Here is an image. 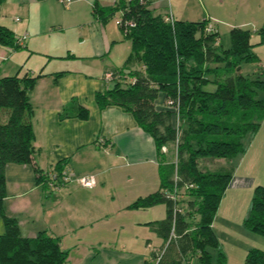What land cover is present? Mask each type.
I'll use <instances>...</instances> for the list:
<instances>
[{
	"label": "crops",
	"instance_id": "0c3cea01",
	"mask_svg": "<svg viewBox=\"0 0 264 264\" xmlns=\"http://www.w3.org/2000/svg\"><path fill=\"white\" fill-rule=\"evenodd\" d=\"M237 1L249 18L236 26L256 29L264 21V0ZM94 2L110 6L115 0L0 4V24L12 30L20 45H0L1 76L38 75L27 93L34 135L31 163L5 166L3 208L15 218L22 236L43 230L57 237L67 252L66 264H143L161 244L146 223L163 218L165 206L129 204L158 189V158L152 137L129 112L117 106L99 108L94 100L96 92L109 88L103 71L121 67L129 52V42L117 25L119 13L100 21L92 14ZM145 2L153 14L177 20L210 18L201 0ZM253 51L261 64L258 51L264 52V44ZM257 71L255 67L248 73ZM154 104L165 107L162 93ZM78 106L87 110L86 117L76 116ZM235 158L212 228L227 264H244L249 248L264 249V240L242 225L254 186L264 184V117ZM57 163L73 177L92 174L95 185L85 188L68 181L57 191L43 188L36 182L34 167L50 173ZM3 229L0 219V233ZM213 253L214 249L208 264H216Z\"/></svg>",
	"mask_w": 264,
	"mask_h": 264
},
{
	"label": "trees",
	"instance_id": "16d2710c",
	"mask_svg": "<svg viewBox=\"0 0 264 264\" xmlns=\"http://www.w3.org/2000/svg\"><path fill=\"white\" fill-rule=\"evenodd\" d=\"M115 12L133 22L122 33L129 52L121 67L103 71L111 72L112 83L96 92L94 100L99 108L117 106L129 112L155 144L158 189L129 204L132 208L165 206L163 218L146 223L161 244L143 264H192L193 258L208 264L209 248L217 251L216 264H226L212 221L231 170H217L222 169L220 165L202 168L200 163L222 162L243 153L264 117V69L239 72L242 63L258 65L252 48L264 44V21L252 31L255 43L250 42V30L233 26L228 31L229 44L223 48L218 32L207 20L153 14L145 0H115L110 6L93 3L92 14L100 21ZM0 45L20 46L12 30L1 24ZM37 77L0 76V219L4 228L0 264H66L67 252L60 248L57 237L43 230L32 237L22 236L15 218L3 208L5 166L31 163L34 135L27 93ZM158 93L164 97L162 109L154 104ZM86 115L87 110L78 106L76 116ZM170 144L174 162L164 159L160 151ZM64 169L57 163L51 179L34 167L36 182L55 191L48 181L58 184ZM242 225L264 237V184L254 186ZM243 262L264 264V249L249 248Z\"/></svg>",
	"mask_w": 264,
	"mask_h": 264
},
{
	"label": "rangeland",
	"instance_id": "374dc122",
	"mask_svg": "<svg viewBox=\"0 0 264 264\" xmlns=\"http://www.w3.org/2000/svg\"><path fill=\"white\" fill-rule=\"evenodd\" d=\"M201 2L204 4L205 8L208 10L209 15H210V18H206L208 25L214 26L215 28H217V31H219V44L223 48L227 47L229 44V38H228L229 28L231 26H236L237 24H240L242 22H247V20L249 18V16L246 14L247 9L246 8L243 9L244 4H241V2H238L237 0H201ZM249 21H252V20L249 19ZM260 24L261 23H259V25ZM242 28L248 29L251 32L255 30L254 29L255 27H252L251 25H242ZM255 39H256V35L252 32L251 36H250V42L254 43ZM258 54L261 57V60H262L261 64L262 65L258 64L257 66H255L256 64H254V63H242L240 66V71H239L241 74L251 72L252 68H255V67L258 68V71L260 69H263L264 52L262 53V52L258 51ZM3 67L4 66H2V64H0V76L3 74L2 73V70L4 69ZM160 151H161L164 159H166L168 161H173V162L175 161L174 148L171 144L168 145L167 147H165L164 151H162L161 149H160ZM238 155L239 154H237L233 157L221 160L222 162H210V161L203 162L202 161L200 163V165L202 166V168H208V169H212V168L216 167L217 165H220V166H222L221 167L222 169H217V170H222V171L223 170H231L232 171L233 163H234V161H236L235 157H237ZM257 237H260L261 239L264 240V237H262V236H257ZM154 239L155 238H153V240ZM208 250H209V252H211L212 249L209 248ZM216 252L217 251H215V253H213L212 262L215 261ZM222 252L225 255L223 250H222ZM225 258H226V255H225ZM191 261H192V264H201V263H198V261H196V258H193ZM225 262H226V259H225ZM226 264H227V262H226Z\"/></svg>",
	"mask_w": 264,
	"mask_h": 264
},
{
	"label": "built area",
	"instance_id": "2783aa9c",
	"mask_svg": "<svg viewBox=\"0 0 264 264\" xmlns=\"http://www.w3.org/2000/svg\"><path fill=\"white\" fill-rule=\"evenodd\" d=\"M59 1L65 5L69 4V2H70V0H59ZM167 19H170V17L167 16ZM117 25L120 27L121 32L123 34H125L128 31L129 27L133 26V22L118 18ZM102 78H103V80H105V82L109 86L111 85V83H112L111 82V79H112L111 72H107V71L104 72L102 75ZM161 150L164 151L165 146H162ZM48 176H49V178L54 179L55 173L50 172V173H48ZM60 177H61V180L59 181L58 184H54L56 182L48 181V185L55 191H57L64 183H66L68 181H74L79 186H82L85 188H92L95 185V178L92 174L73 177L67 168H65L62 171Z\"/></svg>",
	"mask_w": 264,
	"mask_h": 264
}]
</instances>
